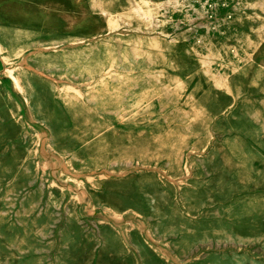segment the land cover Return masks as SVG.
<instances>
[{"label": "rangeland", "instance_id": "obj_1", "mask_svg": "<svg viewBox=\"0 0 264 264\" xmlns=\"http://www.w3.org/2000/svg\"><path fill=\"white\" fill-rule=\"evenodd\" d=\"M0 264H264V0H0Z\"/></svg>", "mask_w": 264, "mask_h": 264}]
</instances>
